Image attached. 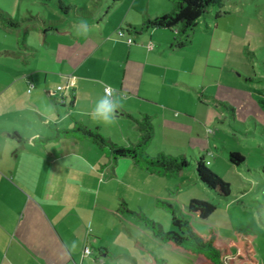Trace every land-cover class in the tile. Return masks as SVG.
<instances>
[{"label": "crops", "instance_id": "obj_1", "mask_svg": "<svg viewBox=\"0 0 264 264\" xmlns=\"http://www.w3.org/2000/svg\"><path fill=\"white\" fill-rule=\"evenodd\" d=\"M60 1L68 10L50 9L52 19L16 30L0 26V34L8 37L0 41V264H151L147 252L165 261L171 251L180 254L182 263L193 259L167 246L157 247L159 252L142 246L120 209H163L158 204L163 202L181 212L195 198L181 181L185 176L194 187L213 194L197 180L194 163L209 135L211 114L218 118L214 125H224L217 106L231 117V125H249L250 143L239 147L245 153L242 165L228 160L230 152L240 155L238 150L222 148L231 168L264 179V159L255 158L259 166L250 170L248 156L264 152V121L253 116L264 96L246 91L264 86V78L249 77L239 67L246 62L245 48L250 44L234 38L244 24L237 25L232 18H245V4L223 0L217 18L207 15L213 26L203 22V33L211 35L210 52L223 54L222 47L228 55L235 49L237 60L209 55L196 69V62L182 55L194 30L181 48L175 47L174 31L139 30L144 20L170 12L169 0H148L137 7L136 19L129 14L137 0L116 19L91 6H84L80 15L75 2ZM256 14L257 30L264 33V15ZM80 20L91 27L86 37L74 35L73 25ZM120 30L122 37L117 35ZM249 70L253 72L251 65ZM104 88L125 97L116 123L110 126L87 115ZM224 90L227 93L220 98ZM238 109L246 114L242 122L235 120ZM127 114L150 118L149 155L186 157L187 151L193 162L178 177L164 178L144 172L129 158L113 162L87 141L50 139L78 122L116 146L134 145L139 134ZM205 163L212 166L208 160ZM214 196L212 201L226 200ZM233 230L226 235L234 242ZM89 244L92 255L81 258L82 248ZM232 245L231 253L235 242Z\"/></svg>", "mask_w": 264, "mask_h": 264}, {"label": "rangeland", "instance_id": "obj_2", "mask_svg": "<svg viewBox=\"0 0 264 264\" xmlns=\"http://www.w3.org/2000/svg\"><path fill=\"white\" fill-rule=\"evenodd\" d=\"M57 1L60 0H49L47 2L43 0H0V10L6 13L13 21L18 22L19 27H21L26 26L28 23L31 24L32 22H42L44 20L52 19L50 15V9H54L55 7L57 11V7L55 5ZM71 1L77 4V13H79L80 15L81 13H83L84 6H91V9H101L103 14L104 12H108L109 15L112 13V18L114 19L123 16L124 13L128 11L129 5L132 2V0ZM240 1V3L245 4V18L240 17L238 19H232H234L235 21L237 20V25L244 24V27L234 33V38L238 41L241 40L242 42L249 43L250 45H247V49L245 48L244 54L246 58V62L244 64H247V66L244 64H240L239 67L242 68L243 71L249 75V77L257 76L259 78H264V33L258 32L255 21L256 19L258 20L256 13L264 15V0ZM145 3H148V0H137L129 14V18H138V14L140 11L139 9H137V7L142 8ZM152 3L150 2L149 5H151ZM81 8L82 11L80 12L79 9ZM217 8L218 6H209L206 11L207 14L204 16V18H199L198 25L196 28H194L193 35L191 36V42L186 46V48L184 49V54H182L185 55L186 58L193 59L196 62V69L199 67V64L202 65L206 62L209 55H211L212 58L219 55L221 60H237V56L233 54L236 53L233 51L235 49H231L230 53L227 55L226 50H223L222 47L220 50L223 52V54L217 52L216 50L210 52V50L207 48L208 43L211 39V35L209 36L203 33V31L205 30V25L203 22H209L211 24L212 21L210 19V21H207V15L209 14L214 17ZM72 13L73 11L71 12V14ZM123 28L124 27H122V30H124ZM198 28L201 30H198ZM2 40H8V37L0 34V41ZM214 49L216 48L214 47ZM249 65H251L252 67V73L249 70ZM225 71H227V65L225 67ZM255 86L257 87L249 90L246 89V91L250 92L252 96H264V86ZM224 93L227 92H225V90L219 92V96H221L220 98H222V95ZM231 95L233 94L231 93ZM225 98L231 99L229 95H226ZM259 100V107L258 109H255L256 115L253 116H258L262 121H264V99ZM217 108L219 112L223 114H219V116L221 117L220 121L223 122L224 125H214V123L218 121V118L215 117L214 114H211V121L207 125L211 131H207L209 135L207 136V139L201 143V147L199 148L200 153L196 151V159L200 160L202 158L206 168L213 174H215L224 183L229 185V195L226 197V200L212 201V197L214 196V194L205 192V190H203L200 186L194 187L193 183H190L191 179L185 176L183 179H181V181L186 184L185 188L187 194H193L195 200H199L202 202L212 201L211 203L215 204L216 210L209 218L205 220H200L194 216L197 221L194 220V218H192L191 216H187V211L185 208H182L181 212H178L176 210H174V212L176 215L188 220L190 225L194 229H196L200 236L204 238L207 236V229L212 228L217 235V245L226 246L231 252L233 250L232 244L234 242L230 239V237L226 235V231L231 230L232 228L235 229V227L239 228V226H246L250 228L251 230H253L256 237L254 243L256 258L259 262H264V179H256L257 177L252 179L244 174L245 172L243 171V169L241 170V172L235 171L231 168V165L227 161V154H222V152H225L222 151L223 148L238 150L240 155L245 156L244 151L240 150L239 147L241 148L245 145H248L247 143H250V136H248L249 134L246 132L249 128V125H246V127L237 124L231 125V117L227 115L228 113L225 114L221 107L217 106ZM238 111L235 114V120L238 122H242V120L246 118V114L241 112L239 109ZM215 146L217 148L216 150H214ZM148 152L150 154L151 149H149L148 151L146 149V154H148ZM185 154L188 163H192L193 160L190 157V153L186 151ZM149 156L154 157L156 155ZM176 156L179 155H175L174 157ZM248 156L250 157L249 167L250 170H252L254 167L259 166L255 158L260 157L261 159H264V152H252L251 155L249 154ZM205 160L211 162L212 166H207ZM135 213L144 214L149 220H152L153 222L159 224L164 232H170L173 230L170 222V215L164 209H159L151 206L150 208H145L142 212L136 211ZM124 218L132 222L131 229L133 232V236H135L137 241L142 246L153 252H159L158 249H156L157 247H165L164 244L154 238L148 228L144 226L143 222L139 221L135 216L129 213H125ZM179 255L180 254H177L175 251H171L170 257L165 259L164 264H187L191 263L192 261H196L195 258H193V260L189 257L190 259L187 262L182 263L177 258L180 257ZM192 263L194 264V262Z\"/></svg>", "mask_w": 264, "mask_h": 264}, {"label": "trees", "instance_id": "obj_3", "mask_svg": "<svg viewBox=\"0 0 264 264\" xmlns=\"http://www.w3.org/2000/svg\"><path fill=\"white\" fill-rule=\"evenodd\" d=\"M46 1V0H43ZM172 5L171 11L161 13L153 18L144 20L139 30L163 29L174 31L176 38L175 47L181 48L189 42L196 23L199 18L207 14L209 6L220 7L222 0H169ZM60 12H66L68 7L60 1L55 3ZM219 16L216 12L215 18ZM0 26L8 30H16L19 23L13 21L6 13L0 10ZM127 118L134 122L139 134L138 141L130 146H116L96 131L88 130L84 125L75 122L68 130L56 131L50 139L73 138L87 141L96 146L107 158L115 162L120 158H129L144 172L164 178L178 177L189 165L185 156H170L158 153L154 157L146 154V149L153 136V129L150 118L143 115L140 118H133L127 114ZM19 139L17 136H15ZM230 163L240 166L244 158L235 152L228 154ZM194 172L197 180L202 183L215 197L222 199L229 195V185L224 183L215 174L209 171L203 163V159L195 160ZM161 208L170 215V222L173 230L164 232L159 224L149 220L142 213L128 211L124 206L120 210L135 216L152 233L154 238L172 250L181 251L184 254L195 258L197 264H264L257 260L254 251L255 234L248 227L235 228L232 237L235 242L233 253L226 246H218L217 235L212 229H208L204 238L198 234L188 220L175 214L170 204L159 202ZM187 213L200 220L207 219L216 210L215 204L192 199L188 202ZM151 264H164L162 259L157 258L151 252H147Z\"/></svg>", "mask_w": 264, "mask_h": 264}, {"label": "clouds", "instance_id": "obj_4", "mask_svg": "<svg viewBox=\"0 0 264 264\" xmlns=\"http://www.w3.org/2000/svg\"><path fill=\"white\" fill-rule=\"evenodd\" d=\"M74 35L88 36L91 27L86 20H80L77 24L73 25ZM125 97L117 94L116 91L106 89L95 103L92 110L87 113L91 120L94 122L102 123L105 126H110L116 123L117 113L123 107ZM208 131H211L208 129ZM73 249L76 248L75 242L71 245Z\"/></svg>", "mask_w": 264, "mask_h": 264}, {"label": "built area", "instance_id": "obj_5", "mask_svg": "<svg viewBox=\"0 0 264 264\" xmlns=\"http://www.w3.org/2000/svg\"><path fill=\"white\" fill-rule=\"evenodd\" d=\"M117 35L119 37H122L123 36V32L120 30V31H117ZM126 42L128 44L131 43V40L130 39H127ZM148 48H150V46H148ZM33 88V85L30 83L28 85V89H27V92L29 93ZM61 88L58 87V90H60ZM106 89H109V88H104V93H105V90ZM111 90V89H110ZM92 255V249L90 248V245H84V247L82 248V252H81V258H86V257H90Z\"/></svg>", "mask_w": 264, "mask_h": 264}]
</instances>
